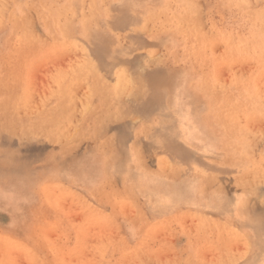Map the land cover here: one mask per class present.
Here are the masks:
<instances>
[{"label": "rangeland", "instance_id": "obj_1", "mask_svg": "<svg viewBox=\"0 0 264 264\" xmlns=\"http://www.w3.org/2000/svg\"><path fill=\"white\" fill-rule=\"evenodd\" d=\"M0 194V264H264V0H0Z\"/></svg>", "mask_w": 264, "mask_h": 264}, {"label": "bare ground", "instance_id": "obj_2", "mask_svg": "<svg viewBox=\"0 0 264 264\" xmlns=\"http://www.w3.org/2000/svg\"><path fill=\"white\" fill-rule=\"evenodd\" d=\"M86 22H84V25L83 26H81V28L83 27V29H85V27H86V24H85ZM86 31V30H85ZM84 31V32H85ZM124 83V77H121V79H120V85H122ZM119 86V85H118ZM121 87V86H120ZM96 92V91H95ZM109 96H111V95H109ZM93 97V96H92ZM163 137V136H162ZM166 138V137H165ZM164 138V139H165ZM174 142V141H173ZM173 142H171V140H169V141H167V143H165V146H167L166 147V149L167 150H172V151H178V147H177V145H175ZM162 146V145H161ZM263 172V171H262ZM262 174V173H261ZM210 181H212V179L210 180ZM209 181V182H210ZM1 195H3V194H0V196ZM163 195H166V193H164V192H160V194L159 195H155L154 197H153V200H155V201H159V202H162V201H165L167 198L166 197H164ZM157 197H160V199H157ZM162 205H168L167 203H162L161 204V206ZM255 223V222H254ZM35 246V245H34Z\"/></svg>", "mask_w": 264, "mask_h": 264}]
</instances>
